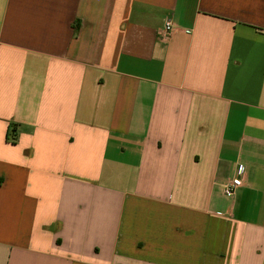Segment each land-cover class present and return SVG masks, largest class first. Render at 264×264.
<instances>
[{"label": "crops", "instance_id": "0c3cea01", "mask_svg": "<svg viewBox=\"0 0 264 264\" xmlns=\"http://www.w3.org/2000/svg\"><path fill=\"white\" fill-rule=\"evenodd\" d=\"M0 264H264V0H0Z\"/></svg>", "mask_w": 264, "mask_h": 264}, {"label": "built area", "instance_id": "2783aa9c", "mask_svg": "<svg viewBox=\"0 0 264 264\" xmlns=\"http://www.w3.org/2000/svg\"><path fill=\"white\" fill-rule=\"evenodd\" d=\"M173 31L172 22H167L165 27V34L168 36ZM245 167L243 165H239L238 167V176L233 178L231 181L227 182L224 185V192L228 198H234L237 191L242 187L243 181L240 178V175L244 173Z\"/></svg>", "mask_w": 264, "mask_h": 264}, {"label": "trees", "instance_id": "16d2710c", "mask_svg": "<svg viewBox=\"0 0 264 264\" xmlns=\"http://www.w3.org/2000/svg\"><path fill=\"white\" fill-rule=\"evenodd\" d=\"M12 129H13V131H14V130H15V127H13Z\"/></svg>", "mask_w": 264, "mask_h": 264}]
</instances>
